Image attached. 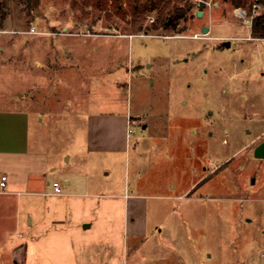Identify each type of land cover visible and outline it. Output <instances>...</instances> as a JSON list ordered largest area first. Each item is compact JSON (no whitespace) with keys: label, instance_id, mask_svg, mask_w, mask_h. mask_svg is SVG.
<instances>
[{"label":"rangeland","instance_id":"1","mask_svg":"<svg viewBox=\"0 0 264 264\" xmlns=\"http://www.w3.org/2000/svg\"><path fill=\"white\" fill-rule=\"evenodd\" d=\"M210 1L208 10L218 5L211 35L190 29L196 16L174 29H151L155 11L142 24L150 28L146 35L127 34L129 15L123 18L110 2L96 7L92 0H38L30 12L26 0H6L0 109L20 103L31 110L32 150L45 155L50 168L56 166L46 168V193L54 180L63 184L74 162L83 168L91 158L99 162L93 170L107 167L117 176L111 190L103 181L98 194L118 193L125 183L151 174L165 182L148 200L166 204L157 215L161 234L150 264H264V158L253 155L264 141V39L253 38L245 23L263 8L251 18L257 0L240 7L244 20L234 15L229 0ZM211 36L221 38L200 39ZM224 41L230 46L223 47ZM35 58L44 65L36 67ZM127 112L140 113L142 125L148 119L154 124L145 133L134 127L127 152L86 148L88 117ZM67 156L71 162L65 165ZM18 198L26 205L21 214L30 202L51 206L63 200ZM15 199L7 200L0 219L16 215ZM115 236L116 264L120 259L130 264L134 248L150 246L143 238L135 245L122 226H116Z\"/></svg>","mask_w":264,"mask_h":264},{"label":"crops","instance_id":"2","mask_svg":"<svg viewBox=\"0 0 264 264\" xmlns=\"http://www.w3.org/2000/svg\"><path fill=\"white\" fill-rule=\"evenodd\" d=\"M213 6V10L218 9L217 4ZM213 10L205 7L202 16L197 17L199 21L205 22L198 21L197 25L190 29L197 27L201 30L207 27L206 34L211 35L214 31ZM217 38L221 37L200 39ZM245 39L249 40L250 37ZM34 63L36 67L44 65L37 58ZM18 95L23 96L20 92ZM133 114L137 113L88 117L85 127L86 148L91 146L93 148L90 149L95 152L116 155L127 152L129 142L126 135V118ZM32 115L31 110L20 106V103L12 110L0 109V180L2 176L6 177L5 186H0V211H7L4 204L11 198H16L12 206H16L17 211L14 217L0 219V260L6 258L10 264H116L115 228L122 226V232L130 234L132 240H135V245L140 238L150 244L148 249L134 248L130 264L152 263L148 256L156 251L154 241L157 239V233L161 234V229L156 223L160 221L159 212L165 209L166 204H155L148 200L155 197L150 191L154 188L163 189L165 182L154 179L151 174L143 180L125 183L118 193L98 194L96 192L101 191L103 181H107L104 182L103 188L111 190L117 176L114 174L112 178L107 167L101 171L93 170L99 162L91 158L90 161L82 163L83 168L74 162L71 170L64 176L63 184L56 180L52 182L59 184L60 195L53 193L52 184L50 192L46 193V187L50 186L46 168L53 165L48 163L45 155L32 150L29 140V129L35 127L31 124ZM151 125L154 124L148 119L142 125L143 133L151 129ZM70 162L71 157H65L63 163L68 165ZM55 168L56 166L50 168V171ZM102 177L107 180H102ZM201 178L193 181L184 192H188ZM174 189V184L170 183V191L173 192ZM23 195L43 196L45 200L47 197L63 200L59 205L51 206L47 203L35 205L30 202L27 209H24L27 213L21 214L20 208L26 205H21L18 197ZM179 196L181 195L161 197L172 199ZM100 197L109 201L95 202L94 199ZM48 216L52 219L48 220ZM149 227L152 228L149 230ZM136 251L141 255L136 254ZM3 262L1 264H9ZM121 263L122 259L118 264Z\"/></svg>","mask_w":264,"mask_h":264},{"label":"trees","instance_id":"3","mask_svg":"<svg viewBox=\"0 0 264 264\" xmlns=\"http://www.w3.org/2000/svg\"><path fill=\"white\" fill-rule=\"evenodd\" d=\"M27 7L31 12L38 5V0H26ZM84 2L88 0H83ZM206 1V0H203ZM253 0H229L230 5L236 9L240 7H251ZM96 7L106 6L109 2L119 15L130 17L131 30L127 34H149L150 28H142L148 13L155 11L156 17L151 24V29H161L163 31L176 28L179 23H187L195 16V4L191 0H92ZM263 11L253 18L250 25L251 36L253 38L264 39V0H257ZM6 0H0V28L1 22L6 15ZM185 30L181 29L178 33Z\"/></svg>","mask_w":264,"mask_h":264},{"label":"built area","instance_id":"4","mask_svg":"<svg viewBox=\"0 0 264 264\" xmlns=\"http://www.w3.org/2000/svg\"><path fill=\"white\" fill-rule=\"evenodd\" d=\"M193 3L195 4V10H197V5L200 1L203 0H192ZM205 3V7L211 8L212 7V2L209 1H203ZM260 4L258 2H256L255 4H253V10H252V14H251V18L253 16H255L257 14V9L260 8ZM196 12V11H195ZM234 15L240 19H246V12L241 9V8H236L233 11ZM245 23L250 26L251 21H246ZM141 116L139 114H133V115H128V117L126 118V135L127 137H129L130 135L133 134L134 132V127H140L142 126V122H141ZM143 120V119H142ZM5 181H6V177L2 176L1 180H0V186L4 187L5 186ZM52 188H53V193L55 195H60V188H59V184L57 182H54L52 184Z\"/></svg>","mask_w":264,"mask_h":264},{"label":"water","instance_id":"5","mask_svg":"<svg viewBox=\"0 0 264 264\" xmlns=\"http://www.w3.org/2000/svg\"><path fill=\"white\" fill-rule=\"evenodd\" d=\"M205 8V3L203 1H200L197 5V10L195 12L196 17L202 16V10ZM251 25V24H250ZM208 32V29L206 27L202 28V33L206 34ZM223 47H229L230 41H224L222 43ZM253 155L257 158H264V141L259 143L255 148L253 149Z\"/></svg>","mask_w":264,"mask_h":264},{"label":"flooded vegetation","instance_id":"6","mask_svg":"<svg viewBox=\"0 0 264 264\" xmlns=\"http://www.w3.org/2000/svg\"><path fill=\"white\" fill-rule=\"evenodd\" d=\"M263 142V141H262ZM261 143V142H260Z\"/></svg>","mask_w":264,"mask_h":264}]
</instances>
